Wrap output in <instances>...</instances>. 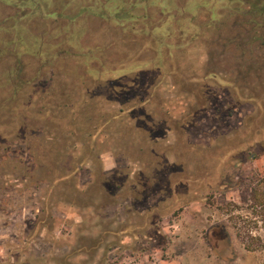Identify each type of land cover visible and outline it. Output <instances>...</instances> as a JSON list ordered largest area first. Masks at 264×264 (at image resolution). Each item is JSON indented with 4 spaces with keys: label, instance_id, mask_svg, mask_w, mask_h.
Segmentation results:
<instances>
[{
    "label": "rangeland",
    "instance_id": "obj_1",
    "mask_svg": "<svg viewBox=\"0 0 264 264\" xmlns=\"http://www.w3.org/2000/svg\"><path fill=\"white\" fill-rule=\"evenodd\" d=\"M15 24L33 53L15 103L0 87V264H264L263 14L0 0L1 85Z\"/></svg>",
    "mask_w": 264,
    "mask_h": 264
},
{
    "label": "trees",
    "instance_id": "obj_2",
    "mask_svg": "<svg viewBox=\"0 0 264 264\" xmlns=\"http://www.w3.org/2000/svg\"><path fill=\"white\" fill-rule=\"evenodd\" d=\"M242 1H245L247 3H249L250 5V12H253V13H259V14H263L264 15V0H242ZM14 21L16 22L17 20L14 19ZM14 30H11L7 33H9V35L11 34L12 36V42L15 43H23L24 44V52H20V51H17V46L12 49V53L15 54V57H18V64L17 66H14V67H11L9 69H7V71H5V77L6 79H2L1 82H3V85L0 84V87L4 88L5 87V83L8 85H10L12 87V95H9L7 97V102L10 104V103H15V101L17 100V96H19V90H20V87H22V85L24 83H27L24 81V79L20 78V75H22V67H21V58H20V55L23 54V53H29L31 54V50L26 46L27 44V40L25 39V36H24V30L21 29L19 27V25L15 24L13 26ZM11 32V33H10ZM35 37V35H33L32 33L30 34L28 38V40H33V38ZM36 42H37V45L39 47L38 51L39 52V55L40 56H44L43 52H42V47H40L42 45L41 43V40L36 38ZM6 52L5 50H3L0 54V56L3 55V53ZM33 53V52H32ZM57 56V55H56ZM24 74V73H23ZM19 79V80H18ZM17 80V81H16ZM3 106V105H2ZM251 204H250V207L251 209H253L254 211H258L259 213H261V217H262V220L264 221V180L263 182H261L260 184L256 185V186H253L252 189H251ZM250 240L252 241H260L262 242L261 240V236H251V239L249 238V242L246 244V248L251 250L252 249V245L250 244ZM261 247H263V244L261 245Z\"/></svg>",
    "mask_w": 264,
    "mask_h": 264
}]
</instances>
